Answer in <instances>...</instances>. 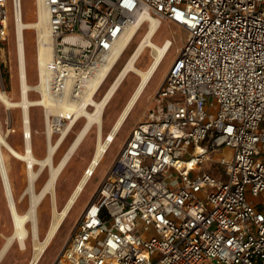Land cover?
I'll use <instances>...</instances> for the list:
<instances>
[{
  "label": "built area",
  "instance_id": "2783aa9c",
  "mask_svg": "<svg viewBox=\"0 0 264 264\" xmlns=\"http://www.w3.org/2000/svg\"><path fill=\"white\" fill-rule=\"evenodd\" d=\"M15 2L0 0V45ZM45 4L53 52L36 90L57 133L70 121L57 109L79 103L141 14L188 31L51 264H264V0Z\"/></svg>",
  "mask_w": 264,
  "mask_h": 264
},
{
  "label": "rangeland",
  "instance_id": "374dc122",
  "mask_svg": "<svg viewBox=\"0 0 264 264\" xmlns=\"http://www.w3.org/2000/svg\"><path fill=\"white\" fill-rule=\"evenodd\" d=\"M21 2L24 20L26 22H32L37 20V0H21ZM15 27L16 26L13 25V23L11 22L8 39L0 45V87L10 93V95H12L14 99H18L20 97V81ZM147 28L148 23L146 22L138 32L131 45L126 49L125 53L123 54V57L117 63L111 75L102 85L100 91L96 96L97 99L102 96L106 88L109 86L117 72L124 64L129 54L132 52L141 35ZM165 38H170L172 40V46L166 58L162 62L158 71L156 72L144 96L141 98L138 105L133 110L132 114L122 127L121 131L118 133L116 140L112 144L110 150L105 155L104 160L97 168L92 179L89 181L84 193L79 198L78 202L76 203L75 207L66 219L60 232L54 239L50 248L47 250L40 264H51L60 252V250L63 248L67 240L69 239L77 220L82 215L85 206L91 200L98 186L101 184V182L104 180L107 173L109 172L116 155L123 146V143L131 133L133 127H135L139 120L143 118L148 106H150L152 102L153 96L155 95L159 86L165 80L167 73L172 65V62L178 54V50L181 49L183 45L187 42L188 31L178 26L177 24L164 21L162 22V26L157 35L155 36L154 40L157 43L161 44ZM24 44L26 53V69L28 75V82L31 86L35 88L39 80L37 29H25ZM151 60L152 49L147 48L137 65L140 68H146L151 62ZM138 80V75L135 73H131L124 81V83L122 84L110 104L107 106L103 114L105 133L110 130L112 124L114 123L113 120L117 118V114H119V112L127 102ZM30 95L32 98L40 97V94L39 92H37L36 88L30 91ZM9 117L10 122H7V118ZM30 117L33 151L37 157L43 158L46 155L48 145V122L46 108L41 105L31 106ZM0 123L2 131L4 135H6V138H8V141L19 151L24 152L25 136L23 135L24 129L22 124V109L19 107L8 109L7 106H5V104L0 101ZM83 124L84 117H81L75 123L64 144L59 149L58 154L56 156V160H58L61 155L65 152L68 145L75 138L77 132L80 130ZM8 129L11 130L9 131ZM13 129H15V131H13ZM59 135L60 133H55L54 139H56ZM96 136L97 127L94 126L88 138L79 147L75 155L70 160L69 164L59 176L57 184L55 186L59 208L64 205L67 198L71 194L75 184L78 182L86 166L88 165L95 149ZM3 151L4 153H6L7 157L6 167L8 168L7 171L13 188L15 203L18 211L22 213L26 211L33 203L30 200L32 192H36V194H38L43 188V185L48 178V169L44 168L39 171L40 165L36 164L35 171L37 172V175L31 184L28 172L26 170L25 161L14 155L8 154L7 150L4 147ZM231 154L232 149L228 147H223L222 149H218V151L212 153L213 157L217 159H220L223 156L230 157ZM212 165H215L213 161L206 162L204 164V170L209 171L212 168ZM216 167L217 169H213L214 175L219 178L226 179V175L224 173V166L216 165ZM36 204L37 205L35 213L37 224L39 225V235L40 239H44L53 215V203L51 195L48 194L44 200L37 202ZM29 225H31V222ZM13 229V221L8 207L7 198L4 193L3 181L0 174V251L7 242L8 237L13 233ZM20 244L21 243L18 240H13L10 247L7 249L4 256L2 257L0 264H29L36 252V242L34 241L33 236L30 235L23 246L22 244Z\"/></svg>",
  "mask_w": 264,
  "mask_h": 264
},
{
  "label": "bare ground",
  "instance_id": "6f19581e",
  "mask_svg": "<svg viewBox=\"0 0 264 264\" xmlns=\"http://www.w3.org/2000/svg\"><path fill=\"white\" fill-rule=\"evenodd\" d=\"M36 13L37 20L26 22L23 18L22 2L21 0H16L13 14L11 16V22L16 26L15 32L19 64L20 97L18 99H14L12 95H10V93L0 87V101L3 102V104H5L8 109L18 107L22 109V124L24 129L23 135L25 136V150L24 152H21L8 141V138H6V135H4L0 126V174L3 181L4 193L7 198L8 207L11 213L14 227L13 233L8 237L7 242L0 251V262L13 240H18L23 246L26 243L27 238L31 235L36 242V252L29 264H40L47 250L52 245L66 219L78 202L79 198L84 193L89 181L92 179L97 168L102 163L105 155L116 140L118 133L121 131L122 127L127 122L133 110L136 108L139 101L144 96L147 88L152 82L156 72L158 71L172 46V40L170 38H165L161 44L157 43L154 40L155 36L162 26V21L166 20H160L154 16H146L145 14H141L137 18V22L129 28L127 35L120 41L115 55L110 59L107 66L84 88L83 92L79 96V103L74 106L69 104L68 101L63 103L62 107L57 109L58 113L56 114L69 116L70 121L64 123L60 127V135L56 139H54V136L55 133H57L55 131L57 129V126L59 125L58 120L54 119L52 123L47 114V152L43 158H39L35 155L32 147L30 117L31 106L41 105L44 106L47 111V108L51 103L45 96L32 98L30 95V91L32 89H35L37 85L34 88L28 82L24 44L25 29L34 28L38 30L37 51L39 76L41 77L44 76L46 67L51 61L53 45L50 33L49 14L45 4V0H37ZM146 22L148 23V28L141 35L132 52L129 54L124 64L117 72L102 96L97 99L96 96L100 91L102 85L111 75L113 69L123 57L126 49L131 45V43L137 36L139 29L142 28V26ZM147 48L152 49V60L146 68H140L137 64ZM131 73L137 74L139 80L135 85V88L131 92L127 102L112 124L110 130L105 133L103 121L104 111ZM145 116L146 114L138 124H140L145 119ZM81 117H84L83 126L77 132L75 138L68 145L65 152L58 160H56L59 149L64 144L75 123ZM7 122H10V117L7 118ZM94 126L97 127V136L93 155L83 174L75 184L66 202L61 208H59L55 189L57 180L66 166L69 164L70 160L75 155L79 147L88 138ZM8 130L10 131L11 129ZM3 147L7 150L8 154L14 155L25 161L26 170L28 172L31 184L37 175V172L35 171L36 164L40 165L39 171L44 168L48 169V178L45 181L43 188L38 194H36V192H32L30 200L33 203L26 211L22 213L18 211L15 203L13 188L7 171L8 168L6 167L7 157L6 153H4L5 150L3 151ZM91 172L92 174L89 175ZM48 194H50L52 198L53 215L44 239H40L39 225L37 224L35 213L37 205L36 203L44 200ZM30 222L31 225H29Z\"/></svg>",
  "mask_w": 264,
  "mask_h": 264
},
{
  "label": "crops",
  "instance_id": "0c3cea01",
  "mask_svg": "<svg viewBox=\"0 0 264 264\" xmlns=\"http://www.w3.org/2000/svg\"><path fill=\"white\" fill-rule=\"evenodd\" d=\"M162 22H164V21H162ZM168 22H169V21H168ZM142 27H143V26H142ZM140 29H141V28H140ZM140 29H139V31H140ZM117 115H118V114H117ZM117 115H116V116H117ZM144 115H145V114H144ZM143 117H144V116H143ZM115 118H116V117H115ZM142 119H143V118H142ZM142 119H141V120H142ZM114 120H115V119H114ZM114 120H113V122H114ZM141 120H139V122H140ZM113 122H112V123H113ZM139 122H138V123H139ZM138 123H137V124H138ZM137 124H136V125H137Z\"/></svg>",
  "mask_w": 264,
  "mask_h": 264
}]
</instances>
